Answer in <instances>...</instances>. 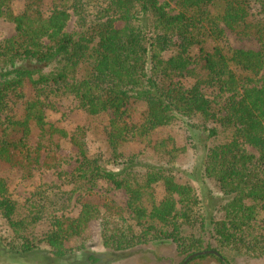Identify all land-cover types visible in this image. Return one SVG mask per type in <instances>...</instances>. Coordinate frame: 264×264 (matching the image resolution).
<instances>
[{
    "label": "trees",
    "instance_id": "1",
    "mask_svg": "<svg viewBox=\"0 0 264 264\" xmlns=\"http://www.w3.org/2000/svg\"><path fill=\"white\" fill-rule=\"evenodd\" d=\"M15 1L0 0V20L16 31L0 43V168L29 180L60 161L62 142L69 139L80 157L74 181L89 193L79 199L78 218H54L52 231L38 239L34 230L42 214L29 208L20 213L0 178V215L13 233L6 250L27 254L46 243L55 258L73 256L74 245L86 246L92 223L99 222L103 245L114 253L172 240L185 259L220 254L189 264L262 258L264 0H55L49 13L45 0H23L19 14ZM73 17L77 35L66 31ZM226 31L256 39L260 49L232 48ZM69 99L90 117L108 115L107 142L116 159L124 156L126 142L143 139L157 162L132 156L117 171L102 167L89 154L84 127L71 134L48 121V109ZM194 119L204 123L207 140L220 129L229 134L205 146L200 168L202 182L214 180L225 197L223 218L212 220L210 231L196 188L176 169L185 150L171 137L151 139L155 131ZM99 181L129 195L127 210L93 193Z\"/></svg>",
    "mask_w": 264,
    "mask_h": 264
},
{
    "label": "rangeland",
    "instance_id": "2",
    "mask_svg": "<svg viewBox=\"0 0 264 264\" xmlns=\"http://www.w3.org/2000/svg\"><path fill=\"white\" fill-rule=\"evenodd\" d=\"M166 3L169 0H160ZM55 6V0H45L44 10L49 13ZM173 9L175 5L173 4ZM25 8L23 0H16L13 4L14 11L19 14ZM66 31L77 35L80 30L76 28L75 18L70 21ZM16 35L15 26L0 20V43L13 38ZM229 45L234 49L258 51L260 45L254 38L239 37L226 31ZM134 121L141 122V112L135 110ZM48 121L69 133H73L78 127H84L87 132L88 151L91 157L98 159L99 164L112 171H117L125 159L136 157L138 162H157L149 140H131L122 147L124 156L116 159L113 156L107 142V127L110 118L108 115L90 117L79 104L71 99L57 102L54 108L47 111ZM201 120H182L171 127L155 131L151 136L153 143L164 138H173L175 143L185 151L176 161V169L184 172L183 177L196 188L204 205L205 222L208 230L212 229V220L218 221L223 218L220 205L225 200L218 184L214 180L202 182L200 168L205 156V146L215 145L228 139L229 134L220 129L217 138L207 140L201 127ZM210 127H216L210 124ZM248 150L258 155L256 150L248 147ZM62 158L50 170H40L33 178L26 180L20 171L9 167L0 168V178L8 187V197L16 205L18 211L24 213L28 208L34 213L42 214L41 222L34 230V234L41 239L52 231L54 218L66 216L78 218L81 205L79 199L85 197L89 191L88 187L74 181L80 166V157L77 149L72 146L70 140L62 142ZM140 175L145 174L144 169H139ZM95 195L106 197L119 207L127 210L129 195L124 190H117L110 184L99 181L92 189ZM156 198L161 200L164 193L157 187ZM130 213L127 211V217ZM91 240L84 247L83 243L77 242L74 246L75 254L66 258H55L50 255V247L46 243H40L38 248L27 254L10 253L8 242L13 233L5 219L0 215V264H182L185 257L180 254L178 246L172 240L151 241L148 244L137 247L128 253H114L103 245L101 227L99 222L91 225ZM194 229L186 230V234H193ZM210 233L204 235L208 241ZM200 264H214L208 261ZM234 264H264V256L260 259L240 258Z\"/></svg>",
    "mask_w": 264,
    "mask_h": 264
},
{
    "label": "water",
    "instance_id": "3",
    "mask_svg": "<svg viewBox=\"0 0 264 264\" xmlns=\"http://www.w3.org/2000/svg\"><path fill=\"white\" fill-rule=\"evenodd\" d=\"M204 255H215L217 257H220V254L218 252H215V251H204V252H199V253H195V254L190 255L189 257H187L185 259V261L182 264H189L194 259H196V258H198L200 256H204Z\"/></svg>",
    "mask_w": 264,
    "mask_h": 264
}]
</instances>
